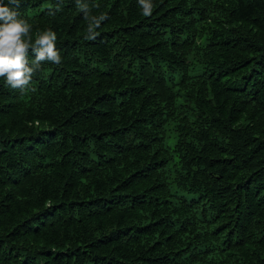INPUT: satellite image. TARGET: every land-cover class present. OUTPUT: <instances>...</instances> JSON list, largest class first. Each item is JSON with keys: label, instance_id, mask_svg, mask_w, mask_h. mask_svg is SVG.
Returning <instances> with one entry per match:
<instances>
[{"label": "trees", "instance_id": "trees-1", "mask_svg": "<svg viewBox=\"0 0 264 264\" xmlns=\"http://www.w3.org/2000/svg\"><path fill=\"white\" fill-rule=\"evenodd\" d=\"M84 2L18 9L61 63L0 78V264H264V0Z\"/></svg>", "mask_w": 264, "mask_h": 264}, {"label": "clouds", "instance_id": "clouds-1", "mask_svg": "<svg viewBox=\"0 0 264 264\" xmlns=\"http://www.w3.org/2000/svg\"><path fill=\"white\" fill-rule=\"evenodd\" d=\"M20 3L21 0H8V4L0 2V78L11 89L23 91L31 84L43 62L59 65L61 55L56 48L57 35L54 31L37 30L33 36L32 25L18 11ZM75 3L87 21L84 38L94 40L98 36L96 29L107 19L106 14L91 15L84 0H75ZM138 4L143 15L151 14V0H138ZM29 50L34 54L31 62Z\"/></svg>", "mask_w": 264, "mask_h": 264}]
</instances>
